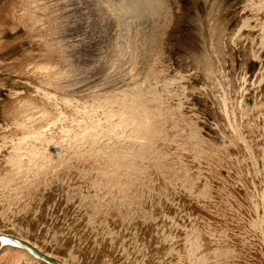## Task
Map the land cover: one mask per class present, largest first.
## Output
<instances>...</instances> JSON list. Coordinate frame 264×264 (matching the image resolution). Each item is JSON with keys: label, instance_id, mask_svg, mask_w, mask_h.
Instances as JSON below:
<instances>
[{"label": "rangeland", "instance_id": "obj_1", "mask_svg": "<svg viewBox=\"0 0 264 264\" xmlns=\"http://www.w3.org/2000/svg\"><path fill=\"white\" fill-rule=\"evenodd\" d=\"M0 233L59 264H264V0H0Z\"/></svg>", "mask_w": 264, "mask_h": 264}, {"label": "bare ground", "instance_id": "obj_2", "mask_svg": "<svg viewBox=\"0 0 264 264\" xmlns=\"http://www.w3.org/2000/svg\"><path fill=\"white\" fill-rule=\"evenodd\" d=\"M0 244L2 245V247L4 246V247H13V248H17V249H22V250H24V252L28 255V256H30V257H32L29 253H30V251L28 252V250H26L25 248L23 249L20 245H19V243H14V242H12V240L8 237H5V236H0ZM17 240V239H16ZM18 241H20V240H18ZM20 242H22V241H20ZM24 243V242H23ZM26 244V243H25ZM32 249H33V247H31ZM42 255V254H41ZM43 256H45V255H43ZM47 257V256H46ZM33 258V257H32ZM35 259V258H34ZM33 259V260H34ZM36 260V259H35ZM51 260V259H50ZM51 261H53V260H51ZM42 262L43 263H45V264H50V263H47V262H45V261H43L42 260ZM52 264H59V263H57L56 261H53V263Z\"/></svg>", "mask_w": 264, "mask_h": 264}, {"label": "water", "instance_id": "obj_3", "mask_svg": "<svg viewBox=\"0 0 264 264\" xmlns=\"http://www.w3.org/2000/svg\"><path fill=\"white\" fill-rule=\"evenodd\" d=\"M9 238L12 240V242H14V243H15V242H16V243H19V245H20L22 248H25L26 250H28V252L30 251L29 254H30L31 256H33L34 258L41 259V260H43V261H45V262H47V263H50V264L53 263L54 260L51 261L50 258H48V257H46V256H43V255L39 254L35 249H32L30 245L18 241V239L16 240L15 238H11V237H9Z\"/></svg>", "mask_w": 264, "mask_h": 264}]
</instances>
